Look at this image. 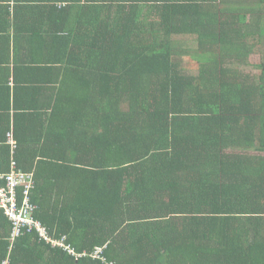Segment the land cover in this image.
<instances>
[{
    "label": "trees",
    "instance_id": "16d2710c",
    "mask_svg": "<svg viewBox=\"0 0 264 264\" xmlns=\"http://www.w3.org/2000/svg\"><path fill=\"white\" fill-rule=\"evenodd\" d=\"M27 1L25 40L6 29L0 54L48 50L45 67L80 70L48 71L41 91L39 67L16 80L31 114L11 130L15 161L35 179L33 220L79 258L28 226L12 239L0 212V264H104L89 253L105 245V263L264 264V61L238 72L264 56V0H97L72 28L80 1ZM29 1H46L39 30Z\"/></svg>",
    "mask_w": 264,
    "mask_h": 264
},
{
    "label": "crops",
    "instance_id": "0c3cea01",
    "mask_svg": "<svg viewBox=\"0 0 264 264\" xmlns=\"http://www.w3.org/2000/svg\"><path fill=\"white\" fill-rule=\"evenodd\" d=\"M9 1L6 4V7L9 9V15L10 17L7 20L4 18H0V36H8L7 32L12 34L11 35V41L12 45L14 41V37H17L18 41L25 40V36L27 34L18 33V31L15 29L16 27L14 24L20 26L25 25L29 26V20H27V15L25 14L24 9H20V7L24 6H18L15 4V0H0V7L3 6L5 2ZM23 2H28L27 0H22ZM80 1L79 3H74L73 5H70L69 7V16L67 18V21H64L61 23V26L66 28H72L73 26H79L81 22H85V20L81 22H76V13L79 6H97L98 4H101L100 2H97V0H76ZM33 2L34 4L31 5L32 11L36 14H39L38 16L34 17L35 19L32 20V25L38 27V30L42 28L44 25L43 21L40 20L39 17L42 15H45L46 12V5H43L44 1H29ZM18 11L21 12L20 17H18L17 21H14L15 14ZM6 24V26H4ZM58 27V25H56ZM53 28V27H52ZM52 30L48 29L46 26L42 30V34L45 35V38L47 41L51 40L52 35L50 32ZM65 33V32H64ZM18 35V36H16ZM22 35V36H20ZM12 54H0V138L5 137L6 138V131L10 129L16 130V125H22L24 121H27V116H30L31 110L28 104H26L22 100V96H18V94H22L23 90H15L17 89V86L15 87V82L17 79H20V81H23L21 79V76L23 72L28 71L29 69L34 72L35 67H39L36 71H42L44 74L42 75L43 82L40 85V91L44 88H53L54 84L48 82V77L53 76V73H48V71H61L62 74H70L72 71L78 73L80 69H75V67H58V69H55L54 63L51 64L49 67H45V64L48 60L52 59L55 55V52L53 51H40L38 50L36 54H25L24 51H20L17 54L14 53L12 48ZM30 55H34V59L37 62H33V60L30 58ZM65 55V50L62 52L61 58L63 59ZM40 60H45V64L40 63ZM31 66V67H30ZM47 71V72H46ZM59 87V85H56ZM6 222V221H5ZM2 229V228H1ZM0 232H5V230H1ZM9 229V228H8Z\"/></svg>",
    "mask_w": 264,
    "mask_h": 264
},
{
    "label": "built area",
    "instance_id": "2783aa9c",
    "mask_svg": "<svg viewBox=\"0 0 264 264\" xmlns=\"http://www.w3.org/2000/svg\"><path fill=\"white\" fill-rule=\"evenodd\" d=\"M13 134L14 132L11 131L8 139L12 154L10 173H2L0 171V212H3V215L12 224V239L21 236L23 228L26 226L30 227V229L35 228L47 245L52 248L63 249L78 260V253L71 243L67 242L66 237H52L40 222L33 220L35 208L31 206V195L36 183L33 174L18 170V165L14 159L17 142L14 140ZM21 202H23L22 205ZM101 254L102 251L96 249L91 256L93 259H100L104 263L105 259ZM3 264L9 263L4 262Z\"/></svg>",
    "mask_w": 264,
    "mask_h": 264
},
{
    "label": "rangeland",
    "instance_id": "374dc122",
    "mask_svg": "<svg viewBox=\"0 0 264 264\" xmlns=\"http://www.w3.org/2000/svg\"><path fill=\"white\" fill-rule=\"evenodd\" d=\"M254 1H256V0H254ZM254 1H252V2H254ZM184 43H185V46H187V47H190V46H193L194 45L193 43H191V42H189L187 40H184ZM252 54H254V55L250 59V64L251 65L250 66H245V67L243 66L242 67L243 70L240 71V73L241 72L242 73L244 72V75H246V76H253V75L254 76H260L261 75V72L255 70L254 69V65L255 64L258 65L261 62H263L264 61V56L258 55L259 54L258 50H255ZM190 60H192V59H190ZM245 154H248V155H253V154L260 155L259 153H256V152H253V151L248 152V153H245Z\"/></svg>",
    "mask_w": 264,
    "mask_h": 264
},
{
    "label": "clouds",
    "instance_id": "9594fccd",
    "mask_svg": "<svg viewBox=\"0 0 264 264\" xmlns=\"http://www.w3.org/2000/svg\"><path fill=\"white\" fill-rule=\"evenodd\" d=\"M242 67H243V66H242ZM242 67H238V72H240V71L243 70ZM240 74L244 75V72H243V73L241 72ZM245 76H246V75H245ZM250 77H258V76H254V75H253V76H250ZM17 148H18V145H17ZM16 151H17V150H16ZM15 154H16V153H15ZM14 159H15V155H14ZM11 160H12V154H11ZM16 163H17V162H16ZM17 165H18V164H17ZM106 248H108V246H106V245H105L104 247H102V248L96 247V248H94V251H95L96 249H100V250L102 251V250H105ZM94 251H93V252H94ZM93 252L89 253V257H90L92 260H94V259L92 258V256H91V255L93 254ZM101 262H102V261H101ZM102 263H103V262H102ZM104 264H114V263H105V262H104Z\"/></svg>",
    "mask_w": 264,
    "mask_h": 264
}]
</instances>
